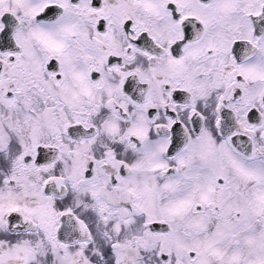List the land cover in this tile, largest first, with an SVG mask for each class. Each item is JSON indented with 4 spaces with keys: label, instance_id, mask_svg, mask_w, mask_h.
Here are the masks:
<instances>
[{
    "label": "snow or ice",
    "instance_id": "snow-or-ice-1",
    "mask_svg": "<svg viewBox=\"0 0 264 264\" xmlns=\"http://www.w3.org/2000/svg\"><path fill=\"white\" fill-rule=\"evenodd\" d=\"M0 264H264V0H0Z\"/></svg>",
    "mask_w": 264,
    "mask_h": 264
}]
</instances>
